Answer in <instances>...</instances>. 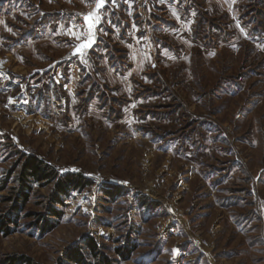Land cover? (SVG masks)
<instances>
[{
  "label": "rangeland",
  "instance_id": "1",
  "mask_svg": "<svg viewBox=\"0 0 264 264\" xmlns=\"http://www.w3.org/2000/svg\"><path fill=\"white\" fill-rule=\"evenodd\" d=\"M28 156L89 184L17 204ZM7 219L0 264H264V0H0Z\"/></svg>",
  "mask_w": 264,
  "mask_h": 264
},
{
  "label": "trees",
  "instance_id": "2",
  "mask_svg": "<svg viewBox=\"0 0 264 264\" xmlns=\"http://www.w3.org/2000/svg\"><path fill=\"white\" fill-rule=\"evenodd\" d=\"M51 177H57L54 176V171H48L47 167L42 166L39 162V160L35 156H28L26 160L24 161L21 171L19 173V180L21 181V190L18 194L17 198V204L19 201L24 203L25 199L27 198V189H29V182L35 180H45L49 179ZM89 184V181L86 180L82 175L80 174H71V173H64L62 175H59L57 177V181L54 187V192H53V197L52 201L53 202H61L62 197H66L69 195V193L73 190L84 188ZM111 190L106 191L108 194L110 193L111 195L115 193H120L119 188L117 187H111ZM19 204H22V203ZM15 211V210H14ZM49 213L54 214L57 216H60V213L53 207H49ZM16 213V212H15ZM10 219V217L8 218ZM7 220H4V226L0 228V231L3 232H8V226H7ZM86 244L89 249L93 250L97 247L96 241L87 238L86 239ZM133 245V244H131ZM82 248H75L74 250H71L69 253V259L73 260L76 264H84L85 262L83 261L82 253H81ZM120 255L123 258H126L129 256V252L122 251L119 252ZM96 264H111L109 259L106 257L99 255L96 256Z\"/></svg>",
  "mask_w": 264,
  "mask_h": 264
},
{
  "label": "snow or ice",
  "instance_id": "3",
  "mask_svg": "<svg viewBox=\"0 0 264 264\" xmlns=\"http://www.w3.org/2000/svg\"><path fill=\"white\" fill-rule=\"evenodd\" d=\"M102 6H103V0H97V9H99ZM98 19L99 18H96V20L93 21V13H89L87 16L84 17V20L89 23V29H88L89 33H91L94 24L98 23ZM93 42L94 41L91 39V37H89V39L85 43H82L77 46L76 52H80L81 49L90 48Z\"/></svg>",
  "mask_w": 264,
  "mask_h": 264
},
{
  "label": "crops",
  "instance_id": "4",
  "mask_svg": "<svg viewBox=\"0 0 264 264\" xmlns=\"http://www.w3.org/2000/svg\"><path fill=\"white\" fill-rule=\"evenodd\" d=\"M95 32H96V29L93 27L92 31H91V35H94ZM88 39H89L88 37L87 38H83V36L82 37H78L77 38V42H76L77 46L82 44V43H85Z\"/></svg>",
  "mask_w": 264,
  "mask_h": 264
}]
</instances>
